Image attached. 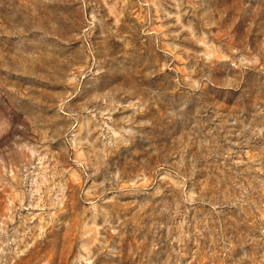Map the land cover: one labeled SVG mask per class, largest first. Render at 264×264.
<instances>
[{
  "label": "rangeland",
  "instance_id": "1",
  "mask_svg": "<svg viewBox=\"0 0 264 264\" xmlns=\"http://www.w3.org/2000/svg\"><path fill=\"white\" fill-rule=\"evenodd\" d=\"M0 264H264V0H0Z\"/></svg>",
  "mask_w": 264,
  "mask_h": 264
}]
</instances>
